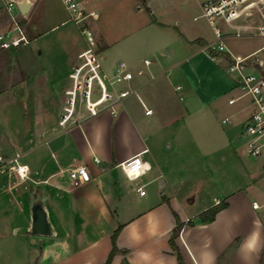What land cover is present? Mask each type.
<instances>
[{"label":"crops","instance_id":"crops-1","mask_svg":"<svg viewBox=\"0 0 264 264\" xmlns=\"http://www.w3.org/2000/svg\"><path fill=\"white\" fill-rule=\"evenodd\" d=\"M183 1L82 0L86 10L97 11L87 27L110 97L95 114L79 100L61 124L70 73L88 43L83 34L80 42L68 30L55 32L66 19L50 0H40L43 14L35 25L45 28L5 53L10 70L0 89L8 93L0 106V153L18 152L28 173L0 172V264H104L119 225L110 264H178L169 244L175 215L182 222L175 242L186 264H264V151L254 157L240 147L250 109L243 98L228 102L238 91L224 68L231 55L264 45V36L227 34L228 51L217 62L206 48L214 40L206 19L180 27ZM189 1L197 22L200 0ZM118 2L127 15L146 9L148 17L126 19L130 27L113 38L103 22L109 18L112 26ZM21 3L16 0L18 18ZM260 54L264 71V49ZM120 61L145 73L116 85L110 76ZM119 88L130 92L118 97ZM130 160L138 166L129 168ZM78 164L88 178L75 184L69 169ZM38 199L49 234L30 230ZM219 203L224 206L212 220H201L203 210ZM254 230L258 251H242Z\"/></svg>","mask_w":264,"mask_h":264},{"label":"built area","instance_id":"built-area-1","mask_svg":"<svg viewBox=\"0 0 264 264\" xmlns=\"http://www.w3.org/2000/svg\"><path fill=\"white\" fill-rule=\"evenodd\" d=\"M62 1L68 12V18L79 25L88 46L80 51L79 64L70 73L72 87L67 90V105L64 106V113L59 120L61 124L71 118L77 97L84 101L91 114L96 113L98 104L110 97L105 86L101 60L93 47L95 42L87 27L88 20L97 17V11L86 10L82 5V0ZM200 7V12L193 18L203 17L212 25L214 40L207 43L206 48L216 60L219 59L220 54L228 51L224 40L227 34L264 36V0H200ZM14 8H17L16 2L8 1L7 9L11 26L7 30L0 31V48L18 47L27 44L30 40ZM237 19L245 22L236 23ZM222 23L233 30L229 32L222 26ZM263 49L264 45L246 55H231L226 67L238 91L235 97L228 99V102L233 103L236 99L243 98L250 109L242 124L241 136L245 152L254 157L260 156L264 151V71L259 68L263 65L260 54ZM143 63L148 65L150 59L143 58ZM134 73L142 75L145 71L142 67L137 68L135 72L131 71L125 61H120L110 76V80L120 85L131 79ZM95 82L99 87V95L92 99ZM129 92V88H119L118 97H123ZM146 112H151V108H146ZM226 120L223 119V121ZM133 161H128L126 165L129 168H136L138 164L135 163L132 166ZM6 171L15 173L19 178H24L27 176L28 166L20 159L18 152L12 155L0 153V172ZM69 176L75 184L83 183L88 178L87 167L81 164L75 165L69 169ZM136 189L140 193L144 192L140 186ZM252 206L258 207L257 202L253 201Z\"/></svg>","mask_w":264,"mask_h":264},{"label":"rangeland","instance_id":"rangeland-1","mask_svg":"<svg viewBox=\"0 0 264 264\" xmlns=\"http://www.w3.org/2000/svg\"><path fill=\"white\" fill-rule=\"evenodd\" d=\"M8 1L10 0H0V31H4L7 30L8 28H10L11 23H10V19H9V11L7 9V5H8ZM16 2V0H13ZM21 3V14L19 15V20L21 25L23 26L28 38L30 39L33 35L38 34L39 32H41V30H43L45 28L44 25H35V22L39 21L38 19L42 16L43 14V10L41 9L42 6V2H40V0H31V3H28L26 0H20ZM51 2V6H53V12L59 16H61V18L66 19L65 23L62 25H59L57 27V29L55 30V32H60L63 30H68L69 32H71L74 37H76V39H78L80 42H83V35L82 33H80L79 28L77 27V24L68 18V12L63 4L62 0H50ZM32 3H36L37 6L32 5ZM125 3H115L114 9H113V13L114 16L112 17V26H109L110 24V19L108 18L107 20H105V24H103L102 26L105 28L104 30H106L107 32L110 33V35L114 38L116 36H118L121 32H123L126 28H129L130 26H126L125 22L126 19L128 23L131 22H135L136 20L138 22H141L143 20L144 17H148V11L146 9H142L137 13H131L129 15L126 14V12L124 11V8L122 7V5H124ZM15 11H17V8H14ZM195 6L194 4H192V1L189 0H185L183 2H181V17L185 18L186 21L181 22L180 27H184V24H187L188 26H194L197 23H200L204 18H201L200 20L196 21H192L191 20V16L193 14V12L195 11ZM109 12V11H108ZM112 12V10L110 11ZM108 15V13H106ZM134 17V18H133ZM114 25H117V27H119V29H113ZM125 25V28H122ZM204 26L206 27V29H210V27H208L206 24H204ZM121 27V29H120ZM50 31H48L49 33ZM52 33V32H50ZM54 33V31H53ZM19 48L22 47H18L16 49H11V48H6V49H2L0 48V89L4 86V84L7 82V74L8 71L10 70L9 68V64L8 61L6 60L5 57V53L6 52H10V51H15L18 50ZM145 50H143L142 52H144ZM221 59L219 57V59H217V62H220ZM229 63V62H228ZM228 63L226 65H224L225 70L227 71L226 67L228 65ZM6 80V81H5ZM94 89H96L94 92H92L91 98L95 99L96 97H98L99 95V90H98V85L94 84ZM5 94V95H4ZM4 94L0 95V106H5L6 103L3 102V100L5 99V97H8V93L4 92ZM82 102L84 103V101L82 100ZM242 102V104H244V102L246 103V101L244 99L240 100V103ZM5 104V105H4ZM80 104L79 101V97L76 98V106ZM241 148H244V144L242 143ZM208 157H205L204 160H207ZM221 204V203H219Z\"/></svg>","mask_w":264,"mask_h":264},{"label":"trees","instance_id":"trees-1","mask_svg":"<svg viewBox=\"0 0 264 264\" xmlns=\"http://www.w3.org/2000/svg\"><path fill=\"white\" fill-rule=\"evenodd\" d=\"M224 206V203L221 204H217V205H213L205 210H203L200 213V218L203 221H207V220H212L215 213ZM176 218V224L174 225L172 231H171V235L169 238V244L171 245V247L175 250L176 252V256H177V262L178 264H186L184 257L182 255V253L180 252L179 246L176 244L175 242V238L179 233V230L182 226V222L180 221L179 217L177 215H175ZM121 225H119L118 227L115 228V230L113 231L112 235H111V241H112V249L106 259V261L104 262V264H110V261L112 259L113 253L117 250L116 244H115V239L116 236L120 230Z\"/></svg>","mask_w":264,"mask_h":264},{"label":"water","instance_id":"water-1","mask_svg":"<svg viewBox=\"0 0 264 264\" xmlns=\"http://www.w3.org/2000/svg\"><path fill=\"white\" fill-rule=\"evenodd\" d=\"M31 212V232L49 234L51 227L41 200L38 199L32 203Z\"/></svg>","mask_w":264,"mask_h":264},{"label":"clouds","instance_id":"clouds-1","mask_svg":"<svg viewBox=\"0 0 264 264\" xmlns=\"http://www.w3.org/2000/svg\"><path fill=\"white\" fill-rule=\"evenodd\" d=\"M260 243V233L257 230L251 232L241 244V250L248 253L258 251Z\"/></svg>","mask_w":264,"mask_h":264}]
</instances>
